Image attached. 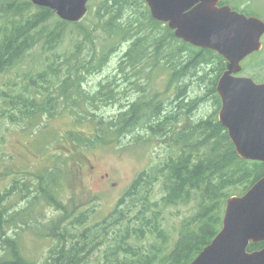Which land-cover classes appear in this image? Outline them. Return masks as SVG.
I'll list each match as a JSON object with an SVG mask.
<instances>
[{"label": "trees", "instance_id": "1", "mask_svg": "<svg viewBox=\"0 0 264 264\" xmlns=\"http://www.w3.org/2000/svg\"><path fill=\"white\" fill-rule=\"evenodd\" d=\"M224 2L231 4L228 0ZM0 4L3 5L0 6V73L18 65L26 53L43 39L49 50L57 49L67 33L76 39V42L74 38L71 39L74 46L71 52L64 55V59L61 56L58 59L53 53L55 59L51 60L46 68L40 69V65L36 76H28L26 73L27 85L21 89L17 88L15 92L2 91V100L8 108H5L6 113H9L12 120L14 114L20 121L26 122V128L33 124L41 125L43 121H49L65 112L93 125V131L89 134L82 131H69L65 134L63 145L68 151H62L61 155L55 156L64 165L70 162L81 165L82 148L94 147L99 143L111 145L132 134L142 139V135L140 137L136 134L140 130L161 138L171 136L170 133L174 129L168 124L176 123L177 119L162 115L166 111L165 102L159 95L162 92L151 86L150 80H154L153 72L158 68L161 77L165 74L171 76L166 90L175 88L176 91L170 98L178 96L179 99L175 102H180L182 98L186 111L193 114L203 98L198 96L189 102L185 99V91L178 89L175 84L188 78L196 79L197 84L202 86V73L208 75L211 64L217 66L210 89L216 100L215 112L198 121L191 120L178 131L172 142L177 153H171L162 166L141 172L123 198L124 255L116 264H190L221 230L227 199L233 195H243L264 176V161L240 157L227 128L219 120L221 100L217 83L226 70L224 57L211 49L195 47L177 38L174 30L167 24L152 17L145 0H101L90 24L84 20L65 21L54 10L37 6L31 0H0ZM231 6L246 14L251 12L248 1L243 8L239 3ZM51 19H58L52 28L48 25ZM73 25L78 27L79 38L74 34L75 30L68 31V27ZM97 31L104 34L101 35L100 46L94 39V33ZM121 47L122 55L117 66L119 73L124 74L125 78L130 74H134L133 77L136 78L143 76L147 79L149 89L144 87L143 94L131 103L128 109L123 110L122 105L117 114L106 119L88 108L89 104H93V95L83 87L84 77L99 72L110 60L111 54ZM62 65H66L64 76H61L60 71H63ZM130 68L131 73L128 71ZM53 71L59 75V78H56L59 80L56 88L52 87L54 84L38 88L37 84L53 80L47 77L48 72ZM128 72L129 74L125 75ZM37 78L41 83L35 82ZM132 84L135 85V82ZM100 93L110 94L116 101L117 96L123 93V82L115 87L114 83L109 81L102 85ZM94 98H97V95ZM61 104L65 107L63 112L59 111ZM179 106L181 105H177ZM16 113L21 115L20 118ZM172 113L170 112V115ZM65 139L74 147L69 149ZM51 158L53 159V156ZM60 168L49 166L47 174L38 175L40 188L33 196L31 190L26 193L30 199L27 207L19 210L21 212L16 210L11 213L12 208L7 204L11 189L5 195H0V230L3 232L0 241L5 246L4 253L0 255V264H37L22 256L16 240L9 233L13 230L12 227L16 228L19 223L30 226L34 222L33 218H29L32 217L31 208L37 202L40 203L43 196L48 201L57 202L50 186L54 183L55 175L60 173ZM157 182L162 183L157 192L159 195L153 193ZM54 184H62L61 179ZM24 186L27 188V184ZM133 199L138 200L130 202ZM191 202L195 203V212L181 223L180 236L174 248L162 255V249L151 243L152 248L145 250L144 241L148 233H151L154 239L161 238L163 242L166 240L164 231L157 222L161 205ZM117 210L116 208L115 212ZM23 214L28 218H22ZM81 215L85 216L86 213ZM60 232L65 235L64 232H69V229L62 228ZM81 236L84 240H81ZM68 238L71 242L76 240L85 246H60L56 251H52L54 264H82L81 261L89 250L86 247L87 234L65 235L61 242H66ZM134 238L140 243L132 244L131 239ZM262 247L264 241L251 243L248 250H258Z\"/></svg>", "mask_w": 264, "mask_h": 264}, {"label": "rangeland", "instance_id": "2", "mask_svg": "<svg viewBox=\"0 0 264 264\" xmlns=\"http://www.w3.org/2000/svg\"><path fill=\"white\" fill-rule=\"evenodd\" d=\"M224 1L226 0H223V3H227ZM228 1L235 5L239 3L242 8L248 1L251 12H247V15L256 16L264 21V0ZM100 2L101 0H89L86 14L88 19L86 16L85 19H82L85 23H92ZM0 6L3 5L0 4ZM57 20L51 19L48 22L50 28L57 24ZM77 29L78 27L74 25L68 27V31L75 30L74 34H77V38H79ZM101 35L104 34L100 31L94 33V39L99 46ZM72 38L76 42L75 37L67 33L60 46L51 50L45 46L43 39L41 43L26 53L18 65L0 73V195H5L11 189L7 204L12 208L11 213L16 210L21 212L19 210L25 209L30 199L26 193L31 190V196H33L40 188L38 175L47 174L49 166L61 167L60 173L55 175L54 183L61 179L62 184L58 186L53 183L50 186L57 202L48 201L43 196L40 203L37 202L31 208L32 217L29 216V218H33L34 222L30 226L19 223L16 228L12 227L13 230L9 235H12L16 240V245L25 259L37 264H54L52 251H56L60 246L71 247L72 244L85 246L84 243H78L76 240L71 242L70 238L66 239V242H61L65 239V235L70 236L75 233L78 236L86 233V247L89 250L81 261L82 264H116L119 258L123 259L124 255L123 198L141 172L152 171L154 167L162 166L171 153H177L172 142L178 131L191 120L198 121L215 112L216 100L210 89L213 86V79L216 75L214 70H217V66L211 64L208 75L202 73L201 76L204 77L202 86L197 84L196 79L188 78L175 84L178 89L181 88L183 92L185 91V99L189 102L198 96L203 98L193 114L186 111L182 98L180 102H175L179 99L178 96L170 98L176 91L175 88L166 90L171 76L165 74L161 77L158 68L153 72L154 80H150L151 86L162 92L159 95L165 102L166 111L162 115L177 119L176 123L168 124L174 129L170 133L171 136L166 135L161 138L145 130H140L136 134L140 137L142 135V139L132 134L126 135L121 142L111 145L99 143L94 147L82 148L81 165L73 162H70L72 166L69 163L64 165L55 156L61 155L62 151H68L63 145L65 134L69 131H82L84 134H89L93 131V125L87 121L78 120L69 112H65L49 121H43L41 125L34 126L33 124L26 128V122L17 119L14 114H12V120L9 113H6L2 91L15 92L17 88L21 89L22 86L27 85L26 73L28 76H36L40 65V69L46 68L50 61L55 59L53 53L58 56V59L59 56L64 59V55L71 52L74 46L71 43ZM262 41V50L247 57L242 63L243 70L240 72V75L252 77L259 83L264 82V36ZM121 49L122 47L111 54L110 60L99 72L87 74L84 77L83 87L93 95V104H89L88 108L106 119L117 114L122 105L123 110L128 109L130 104L143 94L144 87L149 89L147 79L143 76L136 78L133 77L134 74H130L128 78H125L124 74L119 73L117 66L122 55ZM58 59L56 60L57 64ZM62 68L63 71L60 69L61 76H64L66 65H62ZM58 69L56 70L59 71ZM128 71L131 73L132 69L130 68ZM129 72L125 75H128ZM58 76L56 71L48 72L47 77L53 80L41 83L37 78L35 82L41 84L36 86L41 89L54 84L52 87L56 88L59 83V80L56 79L59 78ZM121 78L123 80H120ZM109 81H112L115 87L123 82V93L117 96L116 101L110 94H104L106 90L104 93H100L102 85ZM133 82L135 85L132 84ZM138 90L141 92L139 93ZM96 95L97 98H94ZM177 105L181 106L177 107ZM64 110L65 107L61 104L59 111L63 112ZM170 112H173L172 115ZM16 115L19 118L21 116L19 113ZM65 140L69 149L74 147L68 139ZM106 173L109 174L105 178L107 184L102 185L99 178ZM24 184H27V188ZM161 184L159 182L155 184L154 194L159 195L157 192L160 190ZM137 200L133 199L130 202ZM116 208L118 210L115 212ZM195 209L194 202L171 206L161 205L157 222L164 231L166 240L163 242L161 238L154 239L152 234L148 233V237L144 241L145 250H150L151 245L155 244L157 248L162 249V255L170 252L180 236L181 223L191 216ZM83 212L86 213L85 216L81 215ZM73 213L75 214L72 216ZM24 217L25 214L22 218ZM27 218L26 216L25 219ZM78 221L81 222L78 223ZM67 227L69 232H64L65 235H62L61 229ZM2 234L3 232L0 230V239ZM81 240H84L83 236H81ZM131 242L132 244L140 243L135 238L131 239ZM4 248V243L0 241V255L4 253Z\"/></svg>", "mask_w": 264, "mask_h": 264}, {"label": "water", "instance_id": "3", "mask_svg": "<svg viewBox=\"0 0 264 264\" xmlns=\"http://www.w3.org/2000/svg\"><path fill=\"white\" fill-rule=\"evenodd\" d=\"M63 20L78 22L89 0H31ZM151 15L167 24L175 36L226 60L217 83L221 97L219 120L227 128L243 159L264 161V82L239 75L242 62L263 48L264 21L234 9L222 0H145ZM264 176L243 195L227 199L222 228L190 264H264Z\"/></svg>", "mask_w": 264, "mask_h": 264}, {"label": "flooded vegetation", "instance_id": "4", "mask_svg": "<svg viewBox=\"0 0 264 264\" xmlns=\"http://www.w3.org/2000/svg\"><path fill=\"white\" fill-rule=\"evenodd\" d=\"M107 176H109V174H104V175H101V177L99 178V182L102 184V185H105V184H107L106 182H105V178L107 177Z\"/></svg>", "mask_w": 264, "mask_h": 264}, {"label": "bare ground", "instance_id": "5", "mask_svg": "<svg viewBox=\"0 0 264 264\" xmlns=\"http://www.w3.org/2000/svg\"><path fill=\"white\" fill-rule=\"evenodd\" d=\"M226 209V208H225ZM225 214V213H224ZM224 217V216H223Z\"/></svg>", "mask_w": 264, "mask_h": 264}]
</instances>
